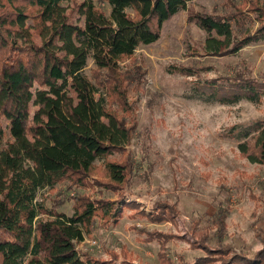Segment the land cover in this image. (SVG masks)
<instances>
[{"label": "trees", "instance_id": "obj_1", "mask_svg": "<svg viewBox=\"0 0 264 264\" xmlns=\"http://www.w3.org/2000/svg\"><path fill=\"white\" fill-rule=\"evenodd\" d=\"M191 1L82 0L83 26L71 20L63 0H0V264H136L126 244L109 249L108 259L83 252L78 244L97 219L105 228L117 225L123 206L157 221L172 212L164 203H156L159 211L150 215L136 201L122 203L135 165L127 147L133 125L111 106L128 104L133 73L121 71V60L155 42L163 23ZM103 3L111 6L110 14ZM231 5L225 14L190 13L189 20L208 33L207 53L233 54L264 39V0ZM89 57L95 63L91 77L85 74ZM170 70L195 74L186 66ZM194 90L206 101L260 102L264 81L237 71L198 82ZM34 96L38 109L31 117ZM244 137L254 143L240 142L241 153L264 164V120L252 123ZM97 159L105 161V179L93 178ZM64 180L69 188L98 185L118 197L78 194L71 215L38 199L41 189H54ZM195 246L205 254L192 261L180 256L179 262L264 264V247L250 257L221 244L213 248L199 241ZM163 260L172 264L169 256Z\"/></svg>", "mask_w": 264, "mask_h": 264}, {"label": "rangeland", "instance_id": "obj_2", "mask_svg": "<svg viewBox=\"0 0 264 264\" xmlns=\"http://www.w3.org/2000/svg\"><path fill=\"white\" fill-rule=\"evenodd\" d=\"M81 1L63 0V4L71 20L84 26ZM242 1L192 0L188 9L163 23L155 42L140 45L133 56L121 60V71L133 73L128 104L111 108L133 125L127 147L135 164L122 203L136 201L149 215L159 211L156 203H164L172 212L157 221L137 215L138 208L123 206L117 225L105 228L97 219L91 234L78 244L81 251L108 259L109 249L126 244L136 264H165L164 256L172 264H182L180 256L192 261L205 254L195 246L199 241L213 248L229 246L250 257L264 247V164L250 162L239 148L247 139L254 143L244 131L264 120V96L260 102L242 99L223 104L194 94L196 83L237 71L264 81V39L233 54H210L203 48L207 31L189 20L191 12L225 14L233 10L232 3ZM103 6L110 14L111 6ZM172 65L190 67L195 74L173 72ZM94 69L89 57L85 74L91 77ZM35 97L31 117L38 109ZM1 120L8 130V121ZM104 164V159L96 160L93 178H106ZM84 193L118 197L98 185L69 188L64 180L54 189H41L38 199L71 215L74 196ZM164 233L175 237L167 240Z\"/></svg>", "mask_w": 264, "mask_h": 264}]
</instances>
